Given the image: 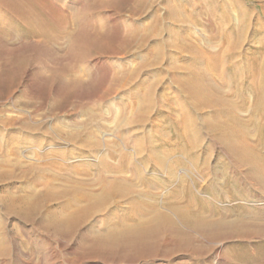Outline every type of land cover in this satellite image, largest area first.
<instances>
[{
	"label": "bare ground",
	"instance_id": "bare-ground-1",
	"mask_svg": "<svg viewBox=\"0 0 264 264\" xmlns=\"http://www.w3.org/2000/svg\"><path fill=\"white\" fill-rule=\"evenodd\" d=\"M114 1L95 0L100 8L98 13L114 5ZM249 2L259 4L261 11L256 13L248 8ZM161 4L165 17L155 11V6ZM184 9L192 13L184 17ZM147 13H151L149 20L145 18L141 26L133 25L126 31L121 49L131 45L142 50L154 43L150 47L152 60L138 69L118 74L117 87L112 89L115 94H111L116 95L137 82L149 67H163L165 73L144 86L141 98L132 97L144 105L145 116L139 118L140 122L147 121L155 101L159 100L160 83L171 77L174 88L164 89L161 100L167 104L164 118L171 128L181 131L180 143L173 151L198 162L199 170L210 181L207 190L203 191L204 187L193 190L181 180L177 189L159 200L158 195L167 183L146 177V170H134L127 175L126 170L105 163L98 166H69L64 161L33 163L29 156H25L27 163H23L21 143H4L0 184L12 187L0 193V206L5 218L13 217L22 225L10 232L5 228V219L0 222L2 264L15 259L13 251L18 247L13 238L26 232L27 226L48 237L77 240L83 256L157 259L167 264L179 256L191 264H200L202 260L207 264L214 260V264H223L224 259L216 251L226 243L264 240V221L237 215L234 208L222 206L223 200L235 199L239 191L251 194L252 190L264 197V0H137L133 16ZM165 20L172 26L167 36L163 28ZM191 23H197L201 29L196 36L191 28H186ZM82 82L80 75H74L67 88L76 89ZM176 115L181 121L175 120ZM198 115H203L201 124ZM16 122L4 119L2 123L12 128ZM18 128L38 131L28 122H21ZM57 132V137L65 135L70 141L82 143L81 146L100 145L78 133L65 134L61 126H57ZM42 133L46 138L52 137L50 130ZM185 134H190L193 140L183 142ZM207 136L225 154L216 155L215 147L207 143ZM173 170H169L170 175ZM24 182L26 187H20ZM127 199L132 200L131 208L126 210L123 220L116 213L103 229H96V224L88 225L90 219L108 213L113 205ZM251 231L256 233L253 239H234ZM21 253L20 250L17 256L21 257Z\"/></svg>",
	"mask_w": 264,
	"mask_h": 264
},
{
	"label": "rangeland",
	"instance_id": "rangeland-1",
	"mask_svg": "<svg viewBox=\"0 0 264 264\" xmlns=\"http://www.w3.org/2000/svg\"><path fill=\"white\" fill-rule=\"evenodd\" d=\"M136 4L137 0H115L114 5L110 4L99 14L100 8L95 0H0V154L6 151L2 148L4 143L19 141L23 163H27L25 156H29L33 163L64 161L69 166L105 163L106 166L126 170L127 175H132L134 170H146V177L167 183L158 195L159 200L177 189L181 180L193 190L196 187L207 190L210 181L199 170L198 162L173 151L180 143L181 131L171 128L164 118L167 104L161 100L164 89L174 88L171 77L160 83L157 90L159 100L155 101L147 121L140 122L139 118L145 116L144 105L132 97L141 98L144 86L157 81L164 68L149 67L137 82L116 95L111 94L117 87L115 79L118 74L149 64L152 60L150 47L154 43L142 50L131 45L121 49L126 31L133 25L141 26L145 18L150 19L151 13L133 16ZM246 5L256 13L261 11L257 3ZM155 11L163 17L166 15L163 4L156 5ZM182 13L185 17L192 10L184 9ZM167 22H163L166 36L172 28ZM188 27L195 36L197 30H201L197 23ZM74 75H80L83 84L76 89H68L67 84ZM251 108L252 104L248 106L249 111ZM199 116L201 124L203 115ZM174 118L181 121L179 115ZM4 119L17 122L11 128L3 125ZM21 122L34 124L38 131L20 130ZM57 126L63 127L65 134L78 133L84 139L98 141L100 145L90 148L89 144L81 146L82 143L70 141L65 135L57 137ZM45 129L50 130L51 138L43 135ZM88 133L90 137L86 135ZM189 135L185 134L182 141L193 140ZM207 143L215 147L216 155L225 154L211 137L207 136ZM164 167L168 170H163ZM170 168L174 169L171 179ZM26 185L24 182L19 186ZM11 187L0 184V193ZM251 192L239 191L235 199L223 200V208H234L237 215L264 221V197ZM131 201L127 199L113 205L108 213L90 219L88 225L96 224V229H103L110 216L116 213L123 220L131 208ZM4 215L0 206V222L5 219L7 231L22 225L20 220L5 218ZM27 227L26 232L13 236L18 252L21 250L22 253L18 257L17 250H14L15 259L9 264H167L157 259L142 261L122 256H83L77 248V240L71 242L56 235L48 237ZM254 233L251 231L234 239H253ZM222 248L216 252L224 259L223 264H264L262 239L228 242ZM172 264H191V261L179 256ZM200 264L207 263L202 260Z\"/></svg>",
	"mask_w": 264,
	"mask_h": 264
}]
</instances>
